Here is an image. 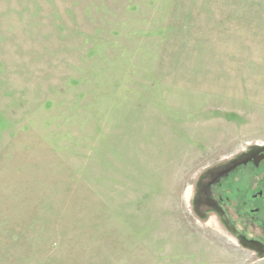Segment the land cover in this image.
<instances>
[{"label": "rangeland", "instance_id": "rangeland-1", "mask_svg": "<svg viewBox=\"0 0 264 264\" xmlns=\"http://www.w3.org/2000/svg\"><path fill=\"white\" fill-rule=\"evenodd\" d=\"M258 145L264 0H0V264H264L196 193Z\"/></svg>", "mask_w": 264, "mask_h": 264}, {"label": "flooded vegetation", "instance_id": "flooded-vegetation-1", "mask_svg": "<svg viewBox=\"0 0 264 264\" xmlns=\"http://www.w3.org/2000/svg\"><path fill=\"white\" fill-rule=\"evenodd\" d=\"M216 174L196 188L202 198L197 204L204 201L231 226L240 244L264 257V145L247 149Z\"/></svg>", "mask_w": 264, "mask_h": 264}]
</instances>
